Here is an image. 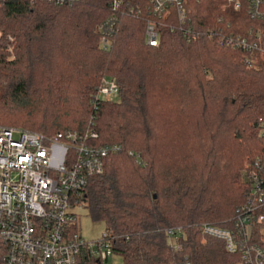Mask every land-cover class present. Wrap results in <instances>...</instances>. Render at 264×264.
<instances>
[{
  "label": "trees",
  "instance_id": "16d2710c",
  "mask_svg": "<svg viewBox=\"0 0 264 264\" xmlns=\"http://www.w3.org/2000/svg\"><path fill=\"white\" fill-rule=\"evenodd\" d=\"M260 1L254 11L250 0H185L188 27L198 35L189 40L175 9L159 19L148 9L150 0H124L113 46L103 51L97 29L110 16L112 0H0V127L48 136L94 130L95 145L120 148L107 158L104 173L89 180L84 206L106 224L124 264L241 260L200 228H231L254 188L246 171L264 180ZM151 21L160 33L158 47L146 42ZM239 38L261 49L235 47L231 41ZM104 77L118 84L119 96L94 105ZM193 125L183 154L174 158L164 148L182 146L179 136L168 139L169 129ZM223 134L238 145L235 157L223 148ZM176 227L184 233L171 243L167 231ZM253 242L264 249V222ZM84 264L103 262L87 258Z\"/></svg>",
  "mask_w": 264,
  "mask_h": 264
},
{
  "label": "built area",
  "instance_id": "2783aa9c",
  "mask_svg": "<svg viewBox=\"0 0 264 264\" xmlns=\"http://www.w3.org/2000/svg\"><path fill=\"white\" fill-rule=\"evenodd\" d=\"M73 4L81 0H51ZM232 1V0H231ZM259 11L260 0H250ZM124 0H112L111 14L97 29L103 51L112 48L118 32ZM240 10L241 3L235 2ZM149 11L159 19L176 10L182 32L189 40L198 36L188 27L185 0H150ZM131 13L139 12L131 9ZM160 33L155 22L146 28V42L158 47ZM235 47L249 46L237 39ZM249 49H261L259 43ZM263 52V51H262ZM120 88L104 77L92 97L94 105L113 101ZM264 134V120H260ZM98 133L68 130L53 136L20 128L0 127V260L1 264H84L87 258L108 262L115 254L113 240L105 231L97 241L86 240L80 229L84 194L92 177L102 175L107 158L118 146H100ZM253 190L237 210L232 227L205 223L203 235L222 240L227 251L240 254L237 264H264V249L253 242L254 231L264 222V180L255 171H246ZM80 204V205H79ZM184 233L183 227L167 231L171 243Z\"/></svg>",
  "mask_w": 264,
  "mask_h": 264
},
{
  "label": "rangeland",
  "instance_id": "374dc122",
  "mask_svg": "<svg viewBox=\"0 0 264 264\" xmlns=\"http://www.w3.org/2000/svg\"><path fill=\"white\" fill-rule=\"evenodd\" d=\"M227 1L231 2V0H227ZM225 8H226V6L224 5L223 10ZM234 8H235V3H234ZM260 55H261V57H263L264 53L261 52ZM152 109L154 112H156L158 110V106L153 104ZM169 131H170L169 132L170 137L168 139L172 140L173 138H178V136H179L180 146H182V149H181V148H179L178 145H175V143H174V144H168L167 147L164 148L168 152L174 151L173 157L175 158L176 156L183 154V152H184L183 145H185L186 143H188L190 141L189 134L191 137V132L196 131L195 125L190 126L188 129H186V131L184 128H182V130L177 129V131L176 130L174 131L173 129H169ZM193 133H192V135L194 136ZM226 135L227 134H223V136L220 139L221 141H224V147L223 148L224 149L227 148L232 153V155H229L230 157H235V153L236 154L239 153V147H238V145L236 146L235 143H234V147H233V143H232L233 141L231 140V138H226L225 140L222 139L223 137H226ZM191 140L193 143V147H195V148L199 147V146H197L199 143L198 140H196L193 137ZM130 155H132V154L130 153ZM224 183H226V181L222 182V184H224ZM79 213H80V216H79L80 217V229H81V233H82L83 237L88 241L100 240L106 231V224L103 221H97V220L93 219V217L88 214V211L86 209L79 211ZM223 224L225 225L226 223L223 222L220 225H223ZM103 264H124V259L122 256L114 254L108 262H103Z\"/></svg>",
  "mask_w": 264,
  "mask_h": 264
}]
</instances>
